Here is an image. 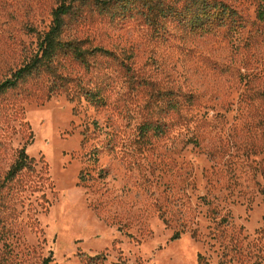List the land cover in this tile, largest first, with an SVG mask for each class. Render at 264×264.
<instances>
[{"label":"rangeland","instance_id":"374dc122","mask_svg":"<svg viewBox=\"0 0 264 264\" xmlns=\"http://www.w3.org/2000/svg\"><path fill=\"white\" fill-rule=\"evenodd\" d=\"M61 1L0 0V82ZM225 1L245 21L237 32L170 21L154 37L139 16L66 17L72 37L132 65L62 57L75 101L48 99L47 76L0 99V264H264V22L260 0ZM23 147L40 185L3 186Z\"/></svg>","mask_w":264,"mask_h":264},{"label":"trees","instance_id":"16d2710c","mask_svg":"<svg viewBox=\"0 0 264 264\" xmlns=\"http://www.w3.org/2000/svg\"><path fill=\"white\" fill-rule=\"evenodd\" d=\"M264 0H260L257 8V17L264 22ZM93 8L92 12L99 15L116 18H133L139 16L150 28L154 37L164 36L167 32V23L175 22L181 28L189 30L193 34L211 33L220 28H229L239 31L245 27V21L238 9L225 0H62L53 11V20L48 31L39 35L38 49L36 53L21 67L0 82V99L9 91L19 88L30 78L47 76L48 86L47 98L66 92L72 101L81 95L82 89L73 91L69 84L73 79L63 75L59 68V60L62 57H72L76 62L89 68L91 58L100 56L112 57L120 60L121 65H132L133 53H124L123 58L104 47L103 45H86L89 41L72 37L67 32V18L77 19L81 16L83 8ZM90 43V42H89ZM84 95L92 103L101 102L100 96L93 90H86ZM150 127V125H148ZM146 128H148L146 126ZM35 161L27 153V148L19 150L16 161L7 172L3 186L15 181L23 180L24 188H37L42 176L35 169ZM180 233L174 234L173 239H178ZM86 264H105L107 255L104 253L95 256H87ZM52 257L44 261L51 264ZM57 264V263H54ZM209 264V263H205Z\"/></svg>","mask_w":264,"mask_h":264}]
</instances>
